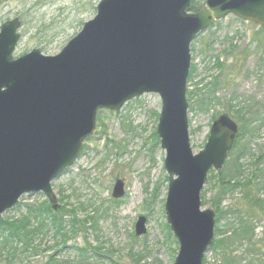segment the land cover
<instances>
[{
  "label": "water",
  "instance_id": "water-1",
  "mask_svg": "<svg viewBox=\"0 0 264 264\" xmlns=\"http://www.w3.org/2000/svg\"><path fill=\"white\" fill-rule=\"evenodd\" d=\"M191 2L101 0L94 18L53 57L32 50L14 58L21 23L14 18L0 26V220L29 194H43L57 211L51 184L95 134L98 110L117 112L153 94L161 102L156 134L168 175L165 217L179 245L174 264H202L214 240L215 213L201 210L200 193L211 169L221 170L238 125L218 118L193 154L190 45L229 15L264 30V0H205L204 10L189 13ZM111 195L123 197V181ZM145 221L138 218L136 237L145 234Z\"/></svg>",
  "mask_w": 264,
  "mask_h": 264
},
{
  "label": "rangeland",
  "instance_id": "rangeland-1",
  "mask_svg": "<svg viewBox=\"0 0 264 264\" xmlns=\"http://www.w3.org/2000/svg\"><path fill=\"white\" fill-rule=\"evenodd\" d=\"M99 1H0V26L14 18L21 23L14 58L32 50L47 57L58 55L83 25L94 18ZM201 2L204 5L205 0ZM232 46L235 49L231 53ZM190 57L192 74L186 87L187 119L190 146L193 154H197L206 144L215 120L220 117L233 120L227 103L229 98H254L255 104L264 105V87L256 76V67L264 58V30L229 15L194 40L190 45ZM216 58L226 66L232 60L237 61L235 77L228 76L215 94L217 102L204 107L198 101L209 99L208 85L220 73L214 67ZM226 74L227 71L222 72L223 76ZM221 79L224 81V77ZM160 110V99L153 94L133 99L117 112L99 110L95 134L84 142L79 159L51 184L60 207L75 209L78 219L89 216L96 220L95 231L81 232L71 244H80L87 237L92 247L101 248L104 262L174 264L177 256L178 243L170 233L165 217L168 175L164 168L165 153L156 134ZM262 118L259 134L253 142L256 149H264V114ZM230 161L231 157H228L226 162ZM240 163L244 167L249 165L246 158ZM217 173L208 174L200 193L202 211L210 209L214 212L211 201L216 193ZM117 180L124 183V195L114 199L111 194ZM261 196L264 197V190ZM239 200L237 193L226 194L221 207L235 208ZM45 202L49 204L41 193L25 195L16 208L6 212L1 219H16L25 213L26 205ZM139 217L146 220L145 234L136 237L134 227ZM233 222L234 219L228 217L219 222V227L225 230L228 223ZM263 232V223L257 224L256 238H262ZM217 239L220 238L215 234L214 241ZM44 243L46 249L52 246L50 235ZM239 252L240 249L235 254L239 255ZM218 256L219 251L210 248L202 264H217ZM13 264H33V259L16 260Z\"/></svg>",
  "mask_w": 264,
  "mask_h": 264
},
{
  "label": "trees",
  "instance_id": "trees-1",
  "mask_svg": "<svg viewBox=\"0 0 264 264\" xmlns=\"http://www.w3.org/2000/svg\"><path fill=\"white\" fill-rule=\"evenodd\" d=\"M203 9L201 0H192L187 12L197 13ZM232 47L231 53L235 49ZM229 63L226 66L216 58L214 67L220 73L208 85L209 99L198 101L199 105L205 107L206 104L217 102L215 94L220 84L226 83L228 76L235 77L233 72L237 61ZM256 69L258 81L264 87V58L260 59ZM223 71H227L226 76L222 75ZM191 74L192 70L189 76ZM227 103L239 132L228 154L231 161L225 162L224 168L216 174V193L211 205L217 224L214 231L220 239L214 241L212 249L219 251L217 264H264V232L260 239L255 235L256 225H264V197L261 196L264 190V149L253 148L260 124L263 123L264 105L259 102L255 104L254 98L241 100L236 96L229 98ZM244 158L249 162L247 167L240 163ZM210 175H213V171ZM234 193L240 196L237 206L223 209L221 204L224 196ZM25 208V213L16 219L0 220V264H13L22 259H33V264H114L112 261L104 262L105 255L101 248L92 247L87 237L80 244H71L81 232L96 230L97 223L93 217L78 219L75 209L60 207L53 211L46 202L36 206L26 205ZM228 217H232L234 222L221 230L219 222ZM49 235L53 244L46 249L44 242ZM239 249L241 253L236 255Z\"/></svg>",
  "mask_w": 264,
  "mask_h": 264
}]
</instances>
